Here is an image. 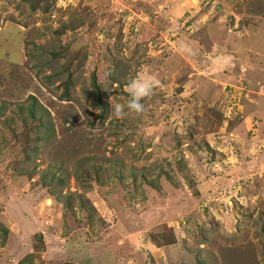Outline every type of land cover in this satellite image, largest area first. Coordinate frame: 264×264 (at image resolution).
<instances>
[{"label": "rangeland", "instance_id": "1", "mask_svg": "<svg viewBox=\"0 0 264 264\" xmlns=\"http://www.w3.org/2000/svg\"><path fill=\"white\" fill-rule=\"evenodd\" d=\"M51 1L0 0V264H264V119L243 117L248 89L264 90V68L249 65L264 63V11ZM67 64L62 100L44 76ZM141 77L158 83L137 114L128 84ZM31 96L43 120L27 117Z\"/></svg>", "mask_w": 264, "mask_h": 264}, {"label": "trees", "instance_id": "2", "mask_svg": "<svg viewBox=\"0 0 264 264\" xmlns=\"http://www.w3.org/2000/svg\"><path fill=\"white\" fill-rule=\"evenodd\" d=\"M29 3L30 8L32 10H38L41 9L43 11H48L50 10L51 6H52V1L51 0H25ZM248 5L251 6V8L253 9L252 12H256L259 15L263 14L264 8H262L261 6L257 5V2H255L254 0H249L248 1ZM249 6V7H250ZM264 6V5H263ZM255 7V8H254ZM256 10H262V11H256ZM79 23H83L82 21H79L78 23H74L70 26L66 25V29L67 28H75V26ZM65 29V30H66ZM28 55H31V52H29L27 50ZM55 54H60L59 52H56ZM50 61H52L51 59H47L43 61V64H49ZM71 64H67L66 66H64V69H57L54 71H51L49 74H46L44 77L45 79L52 81L53 79H60V83L63 86L62 91L58 94L59 98L62 100H69L70 98H72L71 96V88L73 86V77L71 75V70H70ZM93 87H94V91H95V95L97 96V104L96 107H99L101 110L100 112V116H104L105 113L108 110V104L107 102H105L104 100H102V94L100 93V87L98 85V83L96 82V75H94V80H93ZM32 99V103L30 105H28L27 107V117L29 119H41L43 120V114H37V111L41 108V105L37 104V100L34 96H31ZM6 108L5 104H1L0 105V114H3V110ZM20 110L24 109L23 107H18ZM25 110V109H24ZM44 110V109H43ZM69 122V121H67ZM39 128L42 129V134L44 133V136L42 137V139H47L49 138V131L52 128V123L51 125H49L48 123H44L41 122L39 124ZM87 158L85 157L83 162L78 164V169H79V176H86L88 175L90 169L89 167H85ZM54 178V177H53ZM63 179H59V182H62ZM149 183H151V185L157 187L160 186V184L157 182V180H149Z\"/></svg>", "mask_w": 264, "mask_h": 264}, {"label": "clouds", "instance_id": "3", "mask_svg": "<svg viewBox=\"0 0 264 264\" xmlns=\"http://www.w3.org/2000/svg\"><path fill=\"white\" fill-rule=\"evenodd\" d=\"M157 83L143 77L131 80L128 84V92L131 99L127 101V109L137 114L142 113L144 105L141 103V99L149 96ZM111 111L116 119H123L126 115L125 105L119 103L111 104Z\"/></svg>", "mask_w": 264, "mask_h": 264}, {"label": "crops", "instance_id": "4", "mask_svg": "<svg viewBox=\"0 0 264 264\" xmlns=\"http://www.w3.org/2000/svg\"><path fill=\"white\" fill-rule=\"evenodd\" d=\"M249 65L264 68V63H255V64L252 63ZM249 65H247V66H249ZM252 86L255 89H253V90L248 89V92L250 91L249 93H251V97H252V99L253 98L254 99L252 101H250L251 102V106H250L251 109H249V111L245 114V116H243L246 121L249 118H253V117L255 118L258 116H259L258 118L264 119V90L262 89V87H260L259 84H255ZM255 99H256V101H259L257 106L254 104Z\"/></svg>", "mask_w": 264, "mask_h": 264}]
</instances>
